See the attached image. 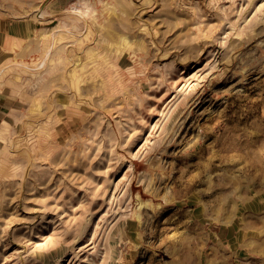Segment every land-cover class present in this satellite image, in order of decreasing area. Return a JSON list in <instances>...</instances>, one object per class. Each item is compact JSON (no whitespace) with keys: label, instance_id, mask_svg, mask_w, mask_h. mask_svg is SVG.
<instances>
[{"label":"rangeland","instance_id":"1","mask_svg":"<svg viewBox=\"0 0 264 264\" xmlns=\"http://www.w3.org/2000/svg\"><path fill=\"white\" fill-rule=\"evenodd\" d=\"M0 264H264V0H0Z\"/></svg>","mask_w":264,"mask_h":264}]
</instances>
